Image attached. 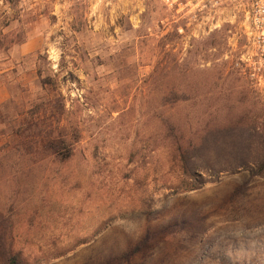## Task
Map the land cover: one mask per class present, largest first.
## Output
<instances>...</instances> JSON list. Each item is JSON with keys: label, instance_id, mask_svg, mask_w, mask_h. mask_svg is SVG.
<instances>
[{"label": "rangeland", "instance_id": "1", "mask_svg": "<svg viewBox=\"0 0 264 264\" xmlns=\"http://www.w3.org/2000/svg\"><path fill=\"white\" fill-rule=\"evenodd\" d=\"M192 2L0 0V264L8 247H41L35 264H264L251 0ZM172 104L212 126L188 177L151 147Z\"/></svg>", "mask_w": 264, "mask_h": 264}, {"label": "trees", "instance_id": "2", "mask_svg": "<svg viewBox=\"0 0 264 264\" xmlns=\"http://www.w3.org/2000/svg\"><path fill=\"white\" fill-rule=\"evenodd\" d=\"M168 108L170 109L168 114L159 112V128L152 137L151 147L155 152H164L168 160L178 166L182 174L188 177V175L193 174L196 161L202 160L206 155L205 140L212 126L209 125V121L197 124L194 128L192 125H185L181 122L177 107L172 104ZM192 108L194 109L193 105ZM52 155L64 159L70 155V152L61 154L54 150ZM190 187L186 188L190 189ZM36 250L43 256L44 250L41 247ZM40 254L34 253V251L23 254L20 249L14 251L11 247H8L3 254L4 264H35L41 259Z\"/></svg>", "mask_w": 264, "mask_h": 264}, {"label": "built area", "instance_id": "3", "mask_svg": "<svg viewBox=\"0 0 264 264\" xmlns=\"http://www.w3.org/2000/svg\"><path fill=\"white\" fill-rule=\"evenodd\" d=\"M219 0H195L191 4H217ZM246 51L240 67L249 80L264 87V0H251L245 22Z\"/></svg>", "mask_w": 264, "mask_h": 264}]
</instances>
